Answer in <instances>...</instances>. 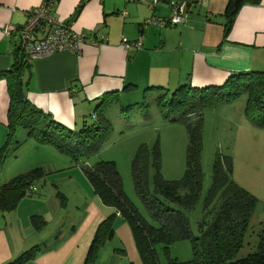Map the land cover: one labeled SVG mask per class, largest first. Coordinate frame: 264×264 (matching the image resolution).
<instances>
[{
    "label": "crops",
    "instance_id": "0c3cea01",
    "mask_svg": "<svg viewBox=\"0 0 264 264\" xmlns=\"http://www.w3.org/2000/svg\"><path fill=\"white\" fill-rule=\"evenodd\" d=\"M82 1L58 0L52 11L65 23L79 12L71 27L88 39L80 55L58 53L38 59L24 77L28 101L71 130H78L106 95L119 93L120 99L143 88L174 91L184 84L224 87L240 73L264 72V0H248L227 34L230 0H201L183 24L165 27L158 22L169 19L172 12L164 0H88L81 7ZM43 2L0 0V73L9 71L20 53L19 41L15 35L6 36L5 27L24 25L27 12ZM140 39L141 49L124 45V40ZM128 85L136 88L126 91ZM229 104L237 101L225 103ZM9 105L8 84L1 79L0 148L7 137ZM50 147L18 149L7 160L2 180L7 182L9 168L19 162L30 165L29 170L43 169L39 162L43 151L53 159L48 167L59 170L55 161L64 155ZM28 153L31 159L26 158ZM45 189L26 194L11 211L0 209V264L34 247L35 257L24 264H84L98 226L114 212L90 192L91 184H83L84 195L74 200L61 192L52 196L54 192ZM40 219L42 227L36 225ZM49 222L54 228L51 236L46 233ZM131 263L142 264L130 226L118 216L115 236L101 247L96 264Z\"/></svg>",
    "mask_w": 264,
    "mask_h": 264
},
{
    "label": "trees",
    "instance_id": "16d2710c",
    "mask_svg": "<svg viewBox=\"0 0 264 264\" xmlns=\"http://www.w3.org/2000/svg\"><path fill=\"white\" fill-rule=\"evenodd\" d=\"M87 1L83 0L81 7ZM247 1L230 0L226 12V34L233 24L234 16ZM78 13L66 23L72 25ZM18 51L19 57L13 67L0 73V80L4 79L8 84L10 96L7 137L0 148V172L7 160L30 139L41 145L54 147L74 163L97 155L113 131L107 112L120 100L119 93L104 96L95 107L91 121L86 120L79 130L66 128L50 114L44 113L28 101L25 96L24 77L30 67L24 63L21 50ZM135 88L134 85H128L125 90ZM153 90L160 91L155 99L158 111L166 117L180 115L178 120L187 130L185 174L180 180L163 179L159 142L153 147L140 145L133 159L132 175L135 191L147 214L145 216L124 192L114 161L86 165L84 170L94 194L104 206L114 212L98 226L84 264H96L101 247L115 236L118 216L130 226L142 264H161L156 250L158 245L166 254L165 264H264V235H261L257 251L234 260L243 246L257 199L234 181V162L231 155L218 152L215 156L212 184L203 200V216L197 222V234L192 231L186 214L197 209L203 192L204 110L247 96L246 116L256 125L264 127V72L240 73L231 78L224 87L194 88L190 84H184L174 91L162 87H148L144 90V98ZM149 108L146 103H136L124 107L122 112L126 117L132 110L144 111L147 115ZM19 130L24 132L23 139L21 136L19 139L17 137ZM151 168L154 170L152 188L149 185ZM42 173L41 168H36L0 185V209H15L26 196L28 189L41 178ZM38 223L42 226L44 222L40 219L36 225ZM186 240L192 244L193 258L182 262L170 255V248L175 243ZM36 252L34 247L8 264H24L33 259Z\"/></svg>",
    "mask_w": 264,
    "mask_h": 264
},
{
    "label": "rangeland",
    "instance_id": "374dc122",
    "mask_svg": "<svg viewBox=\"0 0 264 264\" xmlns=\"http://www.w3.org/2000/svg\"><path fill=\"white\" fill-rule=\"evenodd\" d=\"M156 97V94L150 93L144 98L143 88L140 93H130L113 104L107 112V118L112 124L113 131L98 154L93 157L74 163L71 158L64 155L60 160L55 161L59 167L58 170V168L48 167L53 159L45 151L41 152L39 162L44 164V168L41 178L36 181L37 188L40 191H43L44 188L48 192L53 191L52 196L57 192L66 193L70 199L74 200L81 196L80 193L83 192L84 195V191L81 189L83 184H90L84 170L86 165L94 166L100 161H114L122 179L124 192L147 216L135 191L132 175V163L138 148L142 144L153 147L156 142H159L161 175L167 181H175L182 179L185 174L188 146V133L185 126L178 120L180 115L163 116L157 109ZM235 101L237 104L208 107L203 112L202 169L204 186L197 209L186 212V214L190 220L192 231L197 234V222L203 216V200L212 184V166L215 156L218 152L231 155L234 162V181L257 199L245 233L243 246L234 258V260H238L257 251L261 235H264V127L256 125L246 116L247 96L239 97ZM136 103L148 104L149 113L146 115L144 111L132 110L126 117L122 109ZM87 121H91L90 117ZM20 136L24 137L22 130L17 133L18 139ZM36 144L39 143L34 139L26 140L19 149L24 151L30 145L36 147ZM50 148H52L50 150H54V147ZM31 157L32 153H28L26 158L31 159ZM29 167L30 165L19 162L17 166L9 168L7 182L30 172ZM5 168L6 165L0 172V185L5 183V180H2ZM153 177L154 170L151 168L149 171L150 188H152ZM90 192L94 194V191ZM49 226L51 227L46 233L51 236L54 234V228L50 222ZM156 250L160 263L165 264L166 254L163 248L158 245ZM170 255L182 262L190 261L193 258L191 242L186 240L175 243L170 248Z\"/></svg>",
    "mask_w": 264,
    "mask_h": 264
},
{
    "label": "built area",
    "instance_id": "2783aa9c",
    "mask_svg": "<svg viewBox=\"0 0 264 264\" xmlns=\"http://www.w3.org/2000/svg\"><path fill=\"white\" fill-rule=\"evenodd\" d=\"M58 0H44L41 6L27 12V22L22 26L8 25L4 29L6 36L15 35L19 41V49L23 61L30 66L34 61L47 58L58 53H72L80 55L82 45L88 41L85 35L77 34L70 24L60 22L52 15ZM171 9L172 15L167 20L158 22V25L177 26L183 24L191 8L201 0H164ZM124 45L130 49H141L142 40ZM37 188L31 186L26 194L31 196Z\"/></svg>",
    "mask_w": 264,
    "mask_h": 264
}]
</instances>
